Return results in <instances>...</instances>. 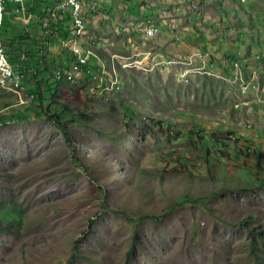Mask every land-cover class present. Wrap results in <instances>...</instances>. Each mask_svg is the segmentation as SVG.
<instances>
[{"label": "rangeland", "instance_id": "374dc122", "mask_svg": "<svg viewBox=\"0 0 264 264\" xmlns=\"http://www.w3.org/2000/svg\"><path fill=\"white\" fill-rule=\"evenodd\" d=\"M83 3L86 67L66 23L0 86V264H264V0Z\"/></svg>", "mask_w": 264, "mask_h": 264}, {"label": "trees", "instance_id": "16d2710c", "mask_svg": "<svg viewBox=\"0 0 264 264\" xmlns=\"http://www.w3.org/2000/svg\"><path fill=\"white\" fill-rule=\"evenodd\" d=\"M42 0H27V12L31 14V20H34L33 22L37 23L35 26H42V19L47 17L49 15V12L54 6L53 2H50L51 6L43 7L41 4ZM14 6L9 4L8 9L4 15L3 18V24L1 27V38L4 42V45H6L7 54L9 61L13 65L14 69L17 71H27L30 69H34L33 77L36 78L38 72H43L44 70H47L46 68H41L40 70L36 67H32L28 61L32 60L35 62H39V57H43L45 52L44 50L48 48V45L50 43V38H52L53 33H46L45 28H43L44 34L38 36L36 33L31 34L30 31H27V28H29V23H23V28L16 29L15 24L11 21V18H9V12L13 11ZM85 10H83L84 15ZM85 17V15H84ZM66 21V18L61 19L60 26L64 25ZM9 49L15 50L16 53H12ZM24 58H26L24 60ZM42 81L45 84L46 89H51V95L53 94L54 90L56 89L55 83H49V81L45 78H42ZM39 80L35 81L33 87L29 88L28 91L32 92L34 95V100H36V104L34 106L29 107V109H35V107H39L41 110L39 113L43 114L45 118L53 121L60 129H62L65 132V128L63 126V123L61 120H63L65 117L69 116V111L62 108L59 111H53L50 107V105H44V95L43 91L40 89ZM27 111H31V110ZM38 112V111H37ZM261 152L257 151L256 153V159H255V167L258 169L256 172V176L258 177L259 171L263 169V165L260 163V157ZM260 180V178H259ZM261 227V224L258 223L257 225H254L251 229L254 231H258V234L263 237V232L259 229ZM74 252L75 249L73 250ZM74 254V253H73ZM73 257L68 259L67 263L72 264Z\"/></svg>", "mask_w": 264, "mask_h": 264}, {"label": "built area", "instance_id": "2783aa9c", "mask_svg": "<svg viewBox=\"0 0 264 264\" xmlns=\"http://www.w3.org/2000/svg\"><path fill=\"white\" fill-rule=\"evenodd\" d=\"M54 6L49 12V15L42 19V27L45 28V32L58 33L61 26L60 21L66 18L65 24L68 23L71 26V34L75 31L72 23V16H82V11H79V4H83L84 0H54ZM27 0H0V69L2 70L3 83L7 81V73H14L15 80H20L24 83L25 75L21 71L14 69L13 65L9 61L7 49L1 38V27L3 24L4 15L8 9L9 4L14 5L13 13L19 14L18 17L22 18V22L28 23L31 20V14L27 12ZM22 15V16H20ZM65 27V25H63ZM153 35L157 32V27L152 25ZM145 30V29H144ZM152 35V36H153ZM70 52L74 57V66L86 67L89 62V51L85 49H76L74 46H69ZM88 71V69H85Z\"/></svg>", "mask_w": 264, "mask_h": 264}, {"label": "bare ground", "instance_id": "6f19581e", "mask_svg": "<svg viewBox=\"0 0 264 264\" xmlns=\"http://www.w3.org/2000/svg\"><path fill=\"white\" fill-rule=\"evenodd\" d=\"M85 8L84 3L79 4V11H82V16H72V23L74 25L75 31L72 33V37L70 39V46H74L76 44V49H84V46H82L84 41V35L86 33V21L85 17L83 15V10ZM151 24V23H150ZM152 26H146L145 28V35L146 37H153V28ZM86 51H89V55L92 56L94 52L90 50V48H87ZM76 70H80L82 66H75ZM69 75V74H68ZM0 86L11 89V90H17L20 89L21 86H23V82L20 80H15V74L14 73H7V81L3 83V77H2V70L0 69Z\"/></svg>", "mask_w": 264, "mask_h": 264}, {"label": "crops", "instance_id": "0c3cea01", "mask_svg": "<svg viewBox=\"0 0 264 264\" xmlns=\"http://www.w3.org/2000/svg\"><path fill=\"white\" fill-rule=\"evenodd\" d=\"M29 1V0H28ZM50 1V0H49ZM12 5V4H11ZM12 6H14V5H12Z\"/></svg>", "mask_w": 264, "mask_h": 264}]
</instances>
